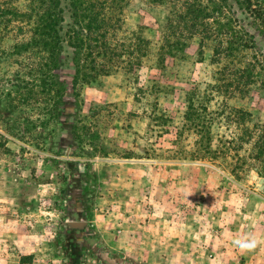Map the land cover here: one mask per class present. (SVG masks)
Instances as JSON below:
<instances>
[{
    "label": "rangeland",
    "instance_id": "374dc122",
    "mask_svg": "<svg viewBox=\"0 0 264 264\" xmlns=\"http://www.w3.org/2000/svg\"><path fill=\"white\" fill-rule=\"evenodd\" d=\"M122 2L117 36L141 28L151 41L142 68L118 67L79 90L66 84L42 145L27 121L41 126L48 114L42 97L24 99L25 55L13 46L22 34L0 31V264H264V188L251 178L264 176V154L253 155L264 131V64L253 79L244 71L264 59V32L253 24L256 48L229 58L196 35L160 63L169 4ZM190 100L211 113L225 101L234 107L212 131L218 142L249 130L239 154L193 158ZM7 118L19 135L1 124ZM237 236L261 243L241 252Z\"/></svg>",
    "mask_w": 264,
    "mask_h": 264
},
{
    "label": "trees",
    "instance_id": "16d2710c",
    "mask_svg": "<svg viewBox=\"0 0 264 264\" xmlns=\"http://www.w3.org/2000/svg\"><path fill=\"white\" fill-rule=\"evenodd\" d=\"M21 1L0 0V31L3 33L4 29L16 26L22 34L13 46L14 53L25 55L30 86L24 99L42 97L43 109L48 114L41 126L27 121L31 134L40 132L36 134L39 139L44 134L41 127L61 114L66 84L79 90L118 67L136 73L144 64L151 41L141 28L130 36H117L123 21L124 0H23L25 7L20 6ZM158 1L170 6L159 46L160 63L170 55L179 54L186 42L196 35L201 37L202 44L207 39L216 41L217 58L222 55L229 58L239 50L256 48L258 41L251 29L253 24L264 32V0ZM247 64L249 68L244 71H250L249 79H253L250 75H255L257 64H264V59L255 56ZM219 88L223 89L222 85ZM229 91L227 93H231ZM233 110L225 101L211 113L208 106L200 107L190 100L184 126L192 127L197 134L191 150L194 159L215 161L231 150L239 154V148L248 137L246 133L250 135L249 130L230 138L222 136L218 142L212 131L218 116L226 113L227 118H231ZM11 119L1 124L19 135L13 130L18 127L17 121L12 123ZM258 137L255 157L264 154V131ZM41 141L42 138L38 140L39 145Z\"/></svg>",
    "mask_w": 264,
    "mask_h": 264
},
{
    "label": "clouds",
    "instance_id": "9594fccd",
    "mask_svg": "<svg viewBox=\"0 0 264 264\" xmlns=\"http://www.w3.org/2000/svg\"><path fill=\"white\" fill-rule=\"evenodd\" d=\"M232 242L241 252H251L261 243L259 239L253 236H237Z\"/></svg>",
    "mask_w": 264,
    "mask_h": 264
},
{
    "label": "water",
    "instance_id": "95a60500",
    "mask_svg": "<svg viewBox=\"0 0 264 264\" xmlns=\"http://www.w3.org/2000/svg\"><path fill=\"white\" fill-rule=\"evenodd\" d=\"M251 178L257 179L258 180V187L264 188V176H260V174L258 172H253L251 174ZM70 225L74 226V227H83L84 222H82V221H71Z\"/></svg>",
    "mask_w": 264,
    "mask_h": 264
}]
</instances>
